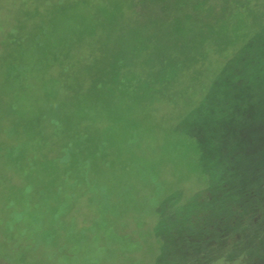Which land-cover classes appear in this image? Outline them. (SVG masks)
Listing matches in <instances>:
<instances>
[{"label":"trees","instance_id":"trees-1","mask_svg":"<svg viewBox=\"0 0 264 264\" xmlns=\"http://www.w3.org/2000/svg\"><path fill=\"white\" fill-rule=\"evenodd\" d=\"M21 2L0 36V168L34 225L87 205L103 222L106 262L123 264L141 239L156 246L155 264H235L258 248L264 0ZM174 158L180 182L201 185L160 198ZM154 200L156 222L138 241L130 225L144 232ZM57 230L45 234L50 247Z\"/></svg>","mask_w":264,"mask_h":264},{"label":"rangeland","instance_id":"rangeland-1","mask_svg":"<svg viewBox=\"0 0 264 264\" xmlns=\"http://www.w3.org/2000/svg\"><path fill=\"white\" fill-rule=\"evenodd\" d=\"M22 0H0V36H2L5 29L11 24L12 18L23 8ZM2 37H0L1 39ZM168 113V106L166 107ZM170 121H168V124ZM174 163L169 162L167 167L160 172V181L165 185L159 190V197L166 196L172 189L181 187V191L186 197L191 191L201 185L194 177L189 180L180 182L179 178L184 174V166L182 161L173 159ZM11 174L7 170L0 168V264H123V260L115 258L111 262H106L105 253L103 252L104 242L106 240L105 233L100 228H96L97 223L101 222L96 215V212L87 205L81 206L79 210L81 216L72 213L58 222V225L49 221L47 217H42L37 225L31 221L32 218L24 211L25 208L31 206L29 202L25 203L19 197V192L15 191L10 194L8 187L10 186L5 180L4 176ZM11 182H16L14 176ZM180 182V183H179ZM16 188L20 189V185L16 184ZM150 190L144 189L142 195L151 197ZM147 192V193H146ZM13 195V197H12ZM204 193L200 194V198L204 197ZM11 196V197H10ZM155 200L148 202V207L140 214V217L145 221L146 229L144 232L135 226L129 229L130 236L139 241L142 238L148 237L147 234L152 230L156 218L152 214L153 207H155ZM141 204V203H140ZM237 209V208H235ZM93 210V211H92ZM241 211V209H239ZM16 213H21L17 216ZM238 213V212H237ZM251 212L234 214V220L239 219L245 222L250 216ZM83 215V216H82ZM199 215V214H198ZM197 215V216H198ZM196 217V216H195ZM199 217V216H198ZM41 218V217H40ZM194 218V217H192ZM257 217H252L255 221ZM100 222H97V221ZM57 227L59 232L52 239L56 247H50L45 243V234L50 231L51 227ZM73 226L77 229L76 235L70 236L67 227ZM264 226V222H263ZM105 231V230H104ZM72 232V231H71ZM83 233V234H78ZM145 237H144V235ZM139 237V238H138ZM82 239V240H80ZM238 239L237 234H231L224 240V245L230 248ZM84 240V241H83ZM83 241V243L76 245V242ZM141 245L138 249L137 245L132 244L131 251H133L132 264H155L156 261V246H148L141 239ZM143 241V242H142ZM259 241L258 248H252L245 253L246 257H237L235 264H248L244 260H254L261 257L259 262L264 264V233L254 237L251 242ZM251 245V244H249ZM96 252V253H95ZM67 256V258L65 257ZM70 258V262H68ZM245 258V259H244ZM257 260V259H256ZM222 262V261H221ZM218 262L216 264H221ZM131 264V263H124Z\"/></svg>","mask_w":264,"mask_h":264},{"label":"flooded vegetation","instance_id":"flooded-vegetation-1","mask_svg":"<svg viewBox=\"0 0 264 264\" xmlns=\"http://www.w3.org/2000/svg\"><path fill=\"white\" fill-rule=\"evenodd\" d=\"M257 259V260H256ZM258 261V258H255L254 260H251V261H247L248 262V264H259V262H257ZM261 264V263H260Z\"/></svg>","mask_w":264,"mask_h":264}]
</instances>
